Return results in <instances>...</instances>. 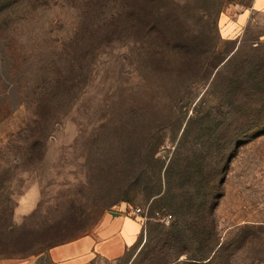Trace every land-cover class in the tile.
<instances>
[{
    "label": "rangeland",
    "instance_id": "374dc122",
    "mask_svg": "<svg viewBox=\"0 0 264 264\" xmlns=\"http://www.w3.org/2000/svg\"><path fill=\"white\" fill-rule=\"evenodd\" d=\"M252 3L0 0V264H43L51 245L136 207L145 225L126 252L85 264H146L134 260L146 229L201 198L184 169L220 156L225 264H264V12ZM151 152L170 167L157 204ZM244 223L253 243L239 246Z\"/></svg>",
    "mask_w": 264,
    "mask_h": 264
},
{
    "label": "trees",
    "instance_id": "16d2710c",
    "mask_svg": "<svg viewBox=\"0 0 264 264\" xmlns=\"http://www.w3.org/2000/svg\"><path fill=\"white\" fill-rule=\"evenodd\" d=\"M229 59L230 57L227 60L221 59L217 65L222 62L225 64ZM154 155L155 153L151 152L149 157L159 163L160 167L156 184L153 186V190L146 192V198L157 204L165 193L162 190V177L165 180L168 179L170 167L168 165L164 168V163L158 161V158H154ZM220 157V161L212 169L194 171L192 168L184 169L187 178L186 188L189 187L201 194V198L186 200L183 206H180L182 212L173 222H170L168 227L158 222L153 224L155 226H152L151 230L147 228V238L134 260L142 257L146 264H225L223 256L229 254L232 241L222 238L217 226L215 209L219 203L220 183L225 177L229 158L228 156ZM163 169L164 175L162 176ZM238 228L240 234L237 244L241 246L245 244L251 233H255L256 226L244 223ZM183 255L186 258L180 259Z\"/></svg>",
    "mask_w": 264,
    "mask_h": 264
},
{
    "label": "crops",
    "instance_id": "0c3cea01",
    "mask_svg": "<svg viewBox=\"0 0 264 264\" xmlns=\"http://www.w3.org/2000/svg\"><path fill=\"white\" fill-rule=\"evenodd\" d=\"M252 8L264 12V0H253ZM139 217H105L92 232L48 248L43 264H85L95 255L118 258L143 230L145 224Z\"/></svg>",
    "mask_w": 264,
    "mask_h": 264
},
{
    "label": "built area",
    "instance_id": "2783aa9c",
    "mask_svg": "<svg viewBox=\"0 0 264 264\" xmlns=\"http://www.w3.org/2000/svg\"><path fill=\"white\" fill-rule=\"evenodd\" d=\"M141 213H143V210L141 207H136L135 209H133V214L134 215H142ZM143 218L146 220L148 217L143 215ZM173 219V214H166L163 218V221L166 223V224H170V222L172 221Z\"/></svg>",
    "mask_w": 264,
    "mask_h": 264
}]
</instances>
